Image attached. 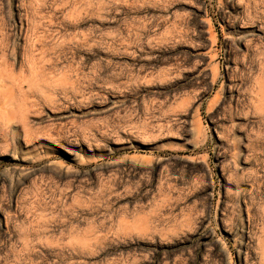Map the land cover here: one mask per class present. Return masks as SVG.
I'll use <instances>...</instances> for the list:
<instances>
[{
	"label": "rangeland",
	"instance_id": "rangeland-1",
	"mask_svg": "<svg viewBox=\"0 0 264 264\" xmlns=\"http://www.w3.org/2000/svg\"><path fill=\"white\" fill-rule=\"evenodd\" d=\"M0 264H264V0H0Z\"/></svg>",
	"mask_w": 264,
	"mask_h": 264
},
{
	"label": "bare ground",
	"instance_id": "bare-ground-1",
	"mask_svg": "<svg viewBox=\"0 0 264 264\" xmlns=\"http://www.w3.org/2000/svg\"><path fill=\"white\" fill-rule=\"evenodd\" d=\"M257 9H258V8H257ZM70 16H71V15H70ZM83 37H84V36H83ZM35 38H36V37H35ZM32 39H33V38H32ZM34 40H35V39H34ZM35 41H36V40H35ZM35 41H34V42H35Z\"/></svg>",
	"mask_w": 264,
	"mask_h": 264
}]
</instances>
